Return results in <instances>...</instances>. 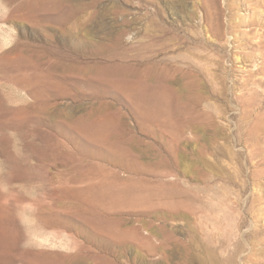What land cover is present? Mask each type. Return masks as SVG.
<instances>
[{
    "label": "rangeland",
    "instance_id": "374dc122",
    "mask_svg": "<svg viewBox=\"0 0 264 264\" xmlns=\"http://www.w3.org/2000/svg\"><path fill=\"white\" fill-rule=\"evenodd\" d=\"M262 1L0 0V264H181L202 211L264 225ZM136 160L160 206L108 196Z\"/></svg>",
    "mask_w": 264,
    "mask_h": 264
},
{
    "label": "bare ground",
    "instance_id": "6f19581e",
    "mask_svg": "<svg viewBox=\"0 0 264 264\" xmlns=\"http://www.w3.org/2000/svg\"><path fill=\"white\" fill-rule=\"evenodd\" d=\"M211 1L212 0H198V3H200V5L199 4L195 5V7L198 6L197 9L198 8L203 9L204 4L209 3ZM261 4H264V0L261 2ZM183 7H184V3H183ZM183 7L181 8V10H183ZM193 7L194 5L192 6V8ZM194 10L195 9H193V11ZM193 13H195L197 16L196 12ZM189 14L191 13H188V15ZM198 16L200 17V15ZM219 16H220L219 14L211 15L210 12H205V11L203 12V15L201 16L200 19L201 21H203V25L201 23L203 36L205 37L208 36V38L214 36L217 39L220 36H222L221 35L222 27H219L221 24L219 22L220 20ZM263 19L264 17L262 18V20ZM249 22H251L250 24L259 27L264 26V24L261 23V21L256 19L255 17ZM196 24L198 23L196 22ZM158 31L159 29L157 28L146 29V35L149 38V40ZM213 42L216 41L214 40ZM152 44L149 43L148 45L147 44L144 45L143 49L145 48L146 51L150 52L151 51L150 48L152 47ZM256 46L259 48H264V40L260 38ZM182 59H184V57ZM182 63L183 65L188 63L190 64V66H193L191 63L185 60H183ZM126 83L130 84L129 81H127ZM196 84L197 83L195 82L194 85ZM167 85L169 86V82L167 83ZM129 86L130 85H128V87ZM140 87L141 90L138 84H132V86H130L129 89L134 90L135 91L134 97L146 102L147 106L151 104H156L158 101H160V95L162 92L163 95L167 93L168 97L169 95H174V91L171 88L167 89L166 88L167 86L165 87L161 86L162 88H158V87L143 88V86ZM145 108L146 107H144V109ZM134 165L132 168L134 177L129 178V180H126V182H129L132 179L131 182L128 185L124 186L123 188L122 187L114 188V189L112 188L110 190L108 196L113 200V204L116 206L129 205L132 207H142V208H152L154 206L156 207L160 206L161 203L160 201H158L159 200L158 198L162 196V193L159 192V188H157L156 186L147 187L143 184H140L139 181L147 182V180L144 178H136L135 176L143 175L146 172V173H151L152 175L158 177L161 175V173L150 172L147 166L137 162V160L134 163ZM101 196L102 199H104L105 196L107 195L104 196L102 194ZM110 198H106V199H110ZM258 198L260 197L255 196L252 199V203H256L258 201ZM262 216H263V212L260 211L259 209H256L255 206H252L250 210L248 209L244 211H242V209L233 206L214 208L211 210L202 211L201 215L198 217L199 220L197 221L194 230L193 236L195 239V245L194 247H188V246L183 247L182 263L181 262L180 263L181 264H264V249L261 243L263 240L259 242L253 241L248 243L249 238L257 239L264 234V225L261 226L257 224V222L261 219ZM246 218L253 219L251 225L248 224ZM252 226H254L252 230L244 231L238 238L239 235L236 234L237 231H240V229L243 228L249 229ZM212 233L218 237L217 242H214ZM246 245L247 246L251 245V248L248 251H245L244 249ZM190 250H193L194 253H190L189 252Z\"/></svg>",
    "mask_w": 264,
    "mask_h": 264
}]
</instances>
